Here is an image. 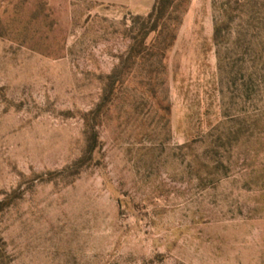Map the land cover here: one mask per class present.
<instances>
[{
	"label": "rangeland",
	"instance_id": "obj_1",
	"mask_svg": "<svg viewBox=\"0 0 264 264\" xmlns=\"http://www.w3.org/2000/svg\"><path fill=\"white\" fill-rule=\"evenodd\" d=\"M154 2L0 0V264H264V0H190L164 70Z\"/></svg>",
	"mask_w": 264,
	"mask_h": 264
},
{
	"label": "trees",
	"instance_id": "obj_2",
	"mask_svg": "<svg viewBox=\"0 0 264 264\" xmlns=\"http://www.w3.org/2000/svg\"><path fill=\"white\" fill-rule=\"evenodd\" d=\"M189 2L190 0H155L148 14L134 16L131 25V30L135 32L132 37L134 41L129 49L131 55L139 56L145 62L155 59L160 70H164V60L178 37V29ZM220 34L221 28L217 22L215 40ZM151 36L152 40L149 42ZM88 142L89 151L92 153L97 147V134L92 133Z\"/></svg>",
	"mask_w": 264,
	"mask_h": 264
}]
</instances>
